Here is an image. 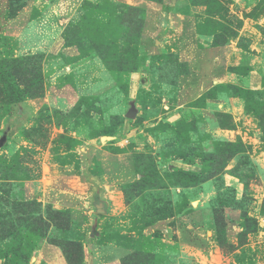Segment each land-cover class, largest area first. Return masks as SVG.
Wrapping results in <instances>:
<instances>
[{
	"label": "rangeland",
	"instance_id": "rangeland-1",
	"mask_svg": "<svg viewBox=\"0 0 264 264\" xmlns=\"http://www.w3.org/2000/svg\"><path fill=\"white\" fill-rule=\"evenodd\" d=\"M54 261L264 264V0H0V264Z\"/></svg>",
	"mask_w": 264,
	"mask_h": 264
},
{
	"label": "crops",
	"instance_id": "crops-1",
	"mask_svg": "<svg viewBox=\"0 0 264 264\" xmlns=\"http://www.w3.org/2000/svg\"><path fill=\"white\" fill-rule=\"evenodd\" d=\"M140 3V2H139ZM146 7H151V3H149V4H146ZM166 9H168V8H166ZM202 15V13L199 11L198 12V15L196 16V18H192V23L194 24V26H196V24L197 23H200V22H202V19H203V16H201ZM173 16H174V18L175 19H178V20H180V23H179V25H178V27H180V29H181V31H182V33L184 32V29H185V23L188 21V20H186L188 17H186V15L184 14H182V13H175V14H173ZM219 20V19H218ZM178 24V23H177ZM193 33H194V35H195V31L193 30ZM196 37H194V39H196L197 41H201V40H203V42L202 43H205V47L207 48L208 47V49H207V51L205 52L204 51V55H203V57H206L205 56V54L206 55H208L209 57H215V55H216V58L215 59H217V60H219V57H218V54H219V51H220V49L222 48V47H220L219 45H216L215 44V42H213V40H212V38H209V37H201V35H195ZM201 43V42H200ZM180 44V43H179ZM169 48V47H168ZM200 48H204L203 46H200ZM200 53H196V52H194V54H193V56H194V59H195V62L197 61V59H198V61H199V65H198V63L196 64V65H198L199 67H202V64H201V61L203 62V63H205V64H208V62L205 60H202L201 58H200V55H201V53H202V51H200V49L198 50ZM182 56H184V54H185V52L184 51H182ZM213 63V62H212ZM213 66H215V65H213L212 64V66L211 67H213ZM221 66V65H220ZM219 66V67H220ZM199 67H197V68H199ZM219 67H217V69L219 68ZM215 68L216 67H214L213 69H212V71H211V73H214L215 71ZM257 75H258V72H257ZM57 261V260H56ZM56 261H54V262H56ZM57 263V262H56ZM61 262H59V264H60ZM58 264V263H57ZM62 264H65L64 262H62Z\"/></svg>",
	"mask_w": 264,
	"mask_h": 264
},
{
	"label": "water",
	"instance_id": "water-1",
	"mask_svg": "<svg viewBox=\"0 0 264 264\" xmlns=\"http://www.w3.org/2000/svg\"><path fill=\"white\" fill-rule=\"evenodd\" d=\"M95 209H96V212L98 214H102V213H105V207H104V204L102 202H98V203H95ZM95 231V227L92 228V232Z\"/></svg>",
	"mask_w": 264,
	"mask_h": 264
}]
</instances>
